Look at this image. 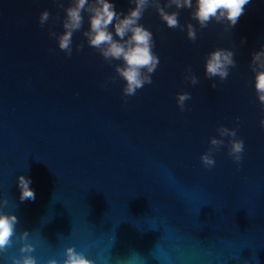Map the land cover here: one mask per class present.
Instances as JSON below:
<instances>
[{"label": "water", "instance_id": "95a60500", "mask_svg": "<svg viewBox=\"0 0 264 264\" xmlns=\"http://www.w3.org/2000/svg\"><path fill=\"white\" fill-rule=\"evenodd\" d=\"M45 9L64 15L53 0H0V211L17 216V236L29 232L36 264H59L69 245L93 264H264V112L249 69L264 45V0H250L227 31L199 29L195 42L147 10L140 23L160 64L126 104L123 81L108 82L112 67L86 44L75 51L80 33L70 57L49 39L63 29L59 20L40 27ZM180 22L196 23L187 9ZM218 47L237 61L222 83L203 72ZM189 67L197 85L184 78ZM180 92L191 95L183 112ZM221 125L244 140L242 160L225 146L205 168L199 157ZM19 175L30 177L34 201L19 200ZM18 248L14 237L0 264Z\"/></svg>", "mask_w": 264, "mask_h": 264}, {"label": "clouds", "instance_id": "9594fccd", "mask_svg": "<svg viewBox=\"0 0 264 264\" xmlns=\"http://www.w3.org/2000/svg\"><path fill=\"white\" fill-rule=\"evenodd\" d=\"M53 2L56 8L63 11V17L53 16L45 9L38 15L37 22L40 27L60 21L63 31L50 29L48 37L55 40L57 48L69 57L74 50V34L80 33L83 40L75 44V51L81 52L86 44L112 67L114 74L108 77V82L123 81L121 100L126 104L127 97L135 96L138 90L152 84V76L160 64V58L154 51L153 33L140 23L147 10L153 9L168 28L184 31L187 39L195 42L198 30L207 28L212 22L225 25V31L234 27L250 0H128L132 6L127 11L116 10L115 4L109 0H67V6L65 0ZM184 9L189 10V18L196 22L195 25L190 22L181 24L180 11ZM85 15L87 29L84 28ZM234 56L232 50L219 47L207 53L203 65L205 78L209 81L216 78L219 83L225 81L230 75V69L237 67ZM249 69L253 73L252 87L264 112V45H261L260 50L251 53ZM184 78L191 85L200 82L190 67L186 69ZM217 82H212L209 86L215 89ZM190 99L188 92L176 95V105L181 112L185 111V102ZM260 127L264 129V118L260 120ZM216 133L217 136L208 139L209 149L199 157L201 164L205 168L213 167V154L225 146L233 162L239 164L245 145L244 140L238 137L236 127L221 125L216 128ZM31 183L28 176L17 177L21 202L35 200ZM7 204L8 200L0 199V209ZM19 223L13 213L0 211V253L6 252L12 246L15 237L19 241L20 255L12 256L11 264H36V258L31 255L34 251L33 245L28 242L29 232L22 230L17 236L16 226ZM46 264H57V261L49 259ZM59 264H93V261L69 245L64 248L63 259Z\"/></svg>", "mask_w": 264, "mask_h": 264}]
</instances>
